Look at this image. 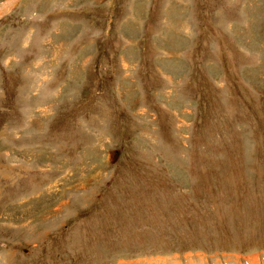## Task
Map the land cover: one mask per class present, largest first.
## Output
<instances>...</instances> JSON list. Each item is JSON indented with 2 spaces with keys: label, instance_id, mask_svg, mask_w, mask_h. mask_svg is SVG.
Instances as JSON below:
<instances>
[{
  "label": "rangeland",
  "instance_id": "1",
  "mask_svg": "<svg viewBox=\"0 0 264 264\" xmlns=\"http://www.w3.org/2000/svg\"><path fill=\"white\" fill-rule=\"evenodd\" d=\"M0 264H264V0H0Z\"/></svg>",
  "mask_w": 264,
  "mask_h": 264
},
{
  "label": "bare ground",
  "instance_id": "2",
  "mask_svg": "<svg viewBox=\"0 0 264 264\" xmlns=\"http://www.w3.org/2000/svg\"><path fill=\"white\" fill-rule=\"evenodd\" d=\"M13 1L14 0H8V5L10 4V3H13ZM7 2V1H6ZM2 9V11L5 9V8H1ZM5 11V10H4Z\"/></svg>",
  "mask_w": 264,
  "mask_h": 264
}]
</instances>
